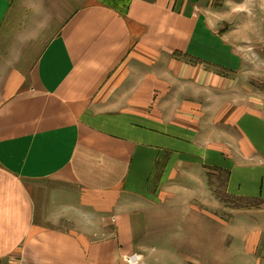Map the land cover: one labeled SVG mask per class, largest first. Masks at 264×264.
<instances>
[{
	"label": "crops",
	"instance_id": "obj_1",
	"mask_svg": "<svg viewBox=\"0 0 264 264\" xmlns=\"http://www.w3.org/2000/svg\"><path fill=\"white\" fill-rule=\"evenodd\" d=\"M212 1L0 0V264H264V0Z\"/></svg>",
	"mask_w": 264,
	"mask_h": 264
},
{
	"label": "rangeland",
	"instance_id": "obj_2",
	"mask_svg": "<svg viewBox=\"0 0 264 264\" xmlns=\"http://www.w3.org/2000/svg\"><path fill=\"white\" fill-rule=\"evenodd\" d=\"M104 2H110V0H103ZM117 2H120V4H124V2L127 0H116ZM247 2V0H213L211 3V8L212 10H214L216 12V14H220L222 16V23L224 27H229L230 26V22L232 21V17L231 16V8L232 7H236V5L242 6L245 5ZM259 47L256 49V55H259L260 57H264V41H261L258 43ZM258 56V57H259ZM203 130V129H202ZM207 132H209V129H206ZM211 130H214V128H212ZM217 181V180H216ZM215 181V179L212 181L211 184H215L214 185V189L217 186V188L219 187L217 182ZM218 182L221 183L220 179H218ZM220 185V184H219ZM251 203V201H246L245 199L243 200H239V206H247Z\"/></svg>",
	"mask_w": 264,
	"mask_h": 264
},
{
	"label": "built area",
	"instance_id": "obj_3",
	"mask_svg": "<svg viewBox=\"0 0 264 264\" xmlns=\"http://www.w3.org/2000/svg\"><path fill=\"white\" fill-rule=\"evenodd\" d=\"M128 264H142L141 256L138 254H132L125 257Z\"/></svg>",
	"mask_w": 264,
	"mask_h": 264
}]
</instances>
